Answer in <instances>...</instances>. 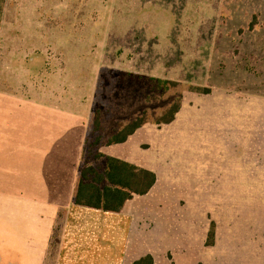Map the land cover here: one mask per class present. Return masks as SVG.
<instances>
[{"label": "rangeland", "instance_id": "obj_1", "mask_svg": "<svg viewBox=\"0 0 264 264\" xmlns=\"http://www.w3.org/2000/svg\"><path fill=\"white\" fill-rule=\"evenodd\" d=\"M90 112L102 144L145 118L159 264H264V0H0V132Z\"/></svg>", "mask_w": 264, "mask_h": 264}, {"label": "crops", "instance_id": "obj_2", "mask_svg": "<svg viewBox=\"0 0 264 264\" xmlns=\"http://www.w3.org/2000/svg\"><path fill=\"white\" fill-rule=\"evenodd\" d=\"M81 116L74 124L70 118H54L35 144L24 133L20 148L13 119L8 118V131L0 132V264H18L17 255L23 264H133L149 254L159 264L152 243L155 200L150 198L156 184L119 212L74 203L91 112ZM133 135L118 149L107 141L100 151L129 161ZM19 181L24 191L17 199ZM17 205L23 206L25 220L18 238Z\"/></svg>", "mask_w": 264, "mask_h": 264}, {"label": "trees", "instance_id": "obj_3", "mask_svg": "<svg viewBox=\"0 0 264 264\" xmlns=\"http://www.w3.org/2000/svg\"><path fill=\"white\" fill-rule=\"evenodd\" d=\"M201 91L202 88H198ZM202 91L209 93V88ZM180 110V104L174 103L169 109L170 123ZM95 111L91 118V130L101 129L100 115ZM145 123L144 116L125 125L121 130L110 137L107 144H118L127 141ZM103 136L97 134L94 139L86 138L81 168L74 193V203L77 205L101 209L104 211L119 212L126 202L137 195L147 194L157 182L156 173L144 166L137 165L122 158L105 154L100 151ZM214 231H211V238ZM154 257L146 255L133 264H154Z\"/></svg>", "mask_w": 264, "mask_h": 264}]
</instances>
